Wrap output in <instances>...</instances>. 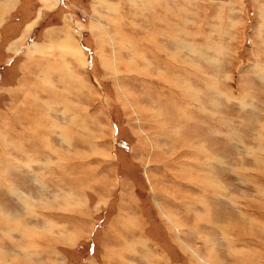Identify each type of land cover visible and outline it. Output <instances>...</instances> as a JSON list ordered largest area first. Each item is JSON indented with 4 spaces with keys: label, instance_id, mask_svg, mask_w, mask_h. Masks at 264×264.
Segmentation results:
<instances>
[{
    "label": "rangeland",
    "instance_id": "rangeland-1",
    "mask_svg": "<svg viewBox=\"0 0 264 264\" xmlns=\"http://www.w3.org/2000/svg\"><path fill=\"white\" fill-rule=\"evenodd\" d=\"M51 3L31 0L26 18L70 28L78 51L0 45V247L24 246L46 195L52 227H65L47 235V264L98 259L99 240L118 232L112 257L141 264L144 252L159 264H264V0ZM28 53L38 60L19 75L31 81L5 88ZM56 154L63 178L47 172ZM122 233L147 236L148 249Z\"/></svg>",
    "mask_w": 264,
    "mask_h": 264
},
{
    "label": "crops",
    "instance_id": "crops-1",
    "mask_svg": "<svg viewBox=\"0 0 264 264\" xmlns=\"http://www.w3.org/2000/svg\"><path fill=\"white\" fill-rule=\"evenodd\" d=\"M30 1L31 0H0V45H2V47H3V52H5V53H7L8 51L13 52V51L21 48V46L23 45L24 42L27 43L30 40L33 41V43L37 44V46L38 45H46L47 46V41H52V42L57 43L58 45H56V46H57V48H58V46L60 47L61 55L63 56V59H66L65 56H66V53L69 50L73 51V48L76 47V51H78L79 50V46L78 45L73 46L75 38H74V35L70 34V33H72V30L70 28H64V27H66L65 25L63 27L56 26V25H51L52 27L49 26V28L48 27L44 28L43 24H42L43 23V20H42L43 17L37 16L35 18H26L28 16V10H29ZM44 1L47 2V4H48L47 6H50L52 4L51 1H54V0H44ZM56 4H59L58 0H57ZM17 13H20L21 15L20 14L17 15ZM15 14H16L17 17L15 16ZM47 17H48V19L51 18V16H47ZM22 20H23V22H24V20H26V22L23 23V24H24V26L28 25V28H24L23 29L21 27L23 25V24L22 25L20 24V22H22ZM116 24H119V23H115V25ZM29 25H31V27H29ZM155 25H159V24L155 23ZM37 26L39 28H37ZM161 27H162L161 30H164V28L167 29L169 27V24L168 23H166V24L164 23ZM73 29H75V27ZM52 30H56V32L52 33ZM121 30L122 29L120 27H118L116 29V33L120 34ZM37 31L40 33V35H38V36H37ZM41 31H42V33H41ZM25 34L27 35L26 40L24 39ZM123 34L125 35V38L128 39L127 36H126V32L125 31H123ZM30 35H32V36L29 37ZM11 36L15 37V39L13 41L11 40L12 42L10 41L11 42L10 43V42H8V40L10 39ZM36 36H37V38H36ZM63 36H65V37H63ZM120 37L121 36H119L118 38H120ZM68 38H70V40H73L72 41V45H71V41H69ZM176 39H177V37L170 36L168 41H175ZM39 40H42V41L38 42ZM37 46H35V47H37ZM32 47L35 50L34 45ZM38 50H40V49L38 48ZM43 50L45 52H43L42 55H40V56H42L44 58L45 55L48 52L47 59L49 57L52 59V55H51V53H49L50 51H47V49H43ZM56 50L57 49H55V52H56ZM8 54H10V53L8 52L7 55ZM37 54H35V53L34 54H30V53L27 54V58L24 61L20 62V64H19L20 70H17L18 75L16 76V72H15V75L13 73V81H11V83H8L7 85H5V88L12 87V89H15V81L16 80H18V81H20V80H28V83L31 81V78H29V77L28 78H24L23 76L19 75V72L22 71V70L24 72L26 71L24 66L27 67L31 63H33V64L36 63L37 60H38ZM14 56L15 55H13L12 57H14ZM42 59H41V61H42ZM6 61L9 62V60H6ZM15 61L16 60H13V58H12V60L9 63L12 62L11 64H13ZM49 61L51 63H55L57 65H61L58 60H56V61L49 60ZM62 64H66V63H62ZM17 66H18V63L16 65V68H17ZM4 72L6 73L5 70H4ZM56 74L60 78L59 72L56 73ZM47 75H48L47 79L49 81H52V82L55 81L54 80L53 71H48ZM49 78H51V80ZM59 78L57 80H59ZM70 103L72 104L73 102L70 101ZM60 153H62V152L60 151ZM65 153H69V152H65ZM73 154H75V157H76L75 160H71V162H73V164L74 163L76 164L78 161H80V159H83L82 157L78 156V153L75 152ZM55 156H56L55 158L57 160V161H55V163H52L51 159L50 160L47 159V172L48 171H56L59 174V177L62 174V178H63L64 171H63L62 168H64V165H65L64 161L66 159V156H64V155L61 156L60 154L59 155L56 154ZM60 162H62V165L60 164ZM47 181H53V180H51L50 178H47ZM82 181H84L83 178H82ZM72 183H77L76 179L74 181H72ZM41 198H42V201H43L42 205H44V207H42L44 209L40 210L43 213L42 218L40 219V221L42 222V225L39 226L40 224H36L35 226H32V228H31V227H28L29 223H27V224L25 223V226L22 227V234H23L24 238L27 239V241L24 242L25 243L24 246H16L15 245L16 247L14 249H12L11 246L6 247V248H8V249H6V248H3V245H2V247H0V264H16V263L37 264L36 263L37 261L35 259L36 258L37 259L40 258V256L42 257V259L45 260V262L39 263V264H47V255H48V257L50 259L53 256L51 254V252L47 253V235H49L48 238L51 239L52 238L51 233H53L54 231H61L65 227L63 228V226L60 225V230H58L57 228L54 229L52 227L53 226L52 222L47 217V206L50 205L48 203V201H47V196L45 195V196H43ZM69 206H71V205H69ZM32 207H34V206H32ZM158 207L159 208H163V206L160 205V204L158 205ZM33 211H34L33 209L30 210V212H33ZM125 211H126V209H124V213H123L124 216L126 215ZM33 214H34V212H33ZM129 216H132V215H129ZM138 216H140V214ZM14 217H15V215H14ZM47 218H48V220H47ZM120 222L121 223H119V225H123L125 223H128V225H129L130 221L125 222V220L122 219V220H120ZM122 222H124V223H122ZM13 223L15 224V222H13ZM251 223L253 224L252 221H251ZM17 228H19V223L17 225ZM39 228H41L42 231H38ZM140 229L141 228H139V232H141ZM7 230L8 231H12L9 228H7ZM47 231L50 232V233H47ZM145 232H146V230L144 229L143 233H145ZM1 233H3V231ZM122 235H124V233L121 234L122 239H127V240H129V242L130 241L135 242V243H133V246L137 250H139V248H142V249L144 248V250L148 249V241H147V238H146L147 236H145V237L141 236V237H139V240L137 239L138 237H134V239L136 238L135 239L136 241H133L132 236L127 235L125 237V236H122ZM118 236H119V232H118V234H116L113 237L114 241L115 242L116 241H121L122 242V240L120 238H117ZM67 237H70V236L69 235H65V233H61V235L59 234V239L67 240ZM111 239H112V236H111ZM114 241L111 242L109 236L105 233L104 236L99 240V243H100V246H101L100 247L101 249L99 251V253H101L100 257L98 259L95 258L94 255L97 253L95 250H94L93 254H92V252L89 251L88 254L83 257V259L81 260V262L79 264H128V263H126V261L129 262L130 264H141L139 259L135 258V261H134V259L130 255L129 256L128 255L127 256H124V255L119 256V255H117V257H112V255L110 254L111 253L110 252V248H108L107 246L109 244H115ZM156 245L161 247V245L158 244L157 242H156ZM102 246L105 249L102 248ZM98 248H99V246H98ZM42 249L45 250V251H43L44 253L41 252ZM65 250L67 252V249H65ZM207 251L209 252V250H206V252ZM63 252H64V250H63ZM141 252H144V251L141 250ZM58 254L59 253L56 252V255H58ZM206 255H208V254L206 253ZM143 256H148V258L145 259V261L148 264H159L161 262V260H159V259L156 260L155 259L156 257H153L152 255H149L147 252H144ZM191 258L194 261L196 260L193 257H191ZM67 259H70V257L67 256ZM213 259L215 261H218V259H215V258H213ZM54 262H56V261H54ZM203 262L205 263V260ZM69 263H72V262H69ZM198 263H200V262H198Z\"/></svg>",
    "mask_w": 264,
    "mask_h": 264
},
{
    "label": "bare ground",
    "instance_id": "bare-ground-1",
    "mask_svg": "<svg viewBox=\"0 0 264 264\" xmlns=\"http://www.w3.org/2000/svg\"><path fill=\"white\" fill-rule=\"evenodd\" d=\"M206 175H207V174H206ZM209 176H210V174H209ZM206 178H208V177H206ZM211 178H212V177H211ZM219 188H220V187H219ZM219 193H220V192H219ZM210 210H211V209H210ZM164 212L167 213L166 210H164ZM209 214H210V213L208 212V215H209ZM205 216H206V215H205ZM167 217L169 218V220L171 221L172 224H174V225L177 224L176 221H175L173 218L170 219V217H171L170 214L167 213ZM207 217H208V216H207Z\"/></svg>",
    "mask_w": 264,
    "mask_h": 264
}]
</instances>
